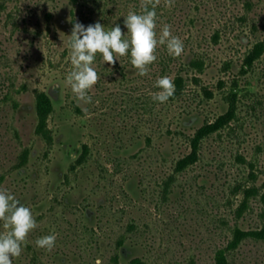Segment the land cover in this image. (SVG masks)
<instances>
[{"label": "rangeland", "instance_id": "rangeland-1", "mask_svg": "<svg viewBox=\"0 0 264 264\" xmlns=\"http://www.w3.org/2000/svg\"><path fill=\"white\" fill-rule=\"evenodd\" d=\"M136 2L0 0V189L37 224L12 264H217L236 227L264 229V50L253 57L264 40V0H160L157 37L171 25L183 53L164 68L167 48L158 45L145 76L130 51L114 65L97 53L100 79L87 92L91 103L78 105L66 83L74 23L119 24L126 33L124 17L141 11ZM194 59L203 69L188 64ZM178 73L183 93L153 100L157 78L174 83ZM40 90L54 101L52 146L36 131ZM229 98L234 118L177 171L197 128L227 112ZM52 234L50 251L36 246ZM228 258L264 264V236L244 238Z\"/></svg>", "mask_w": 264, "mask_h": 264}, {"label": "clouds", "instance_id": "clouds-1", "mask_svg": "<svg viewBox=\"0 0 264 264\" xmlns=\"http://www.w3.org/2000/svg\"><path fill=\"white\" fill-rule=\"evenodd\" d=\"M159 3L160 0H141V11L130 10L124 17L126 33L119 24L105 30V26L99 22L87 26L74 23L67 45L73 68L66 77V83L75 94L78 105L91 103L87 92L100 79L92 66L97 53L102 54L104 62L114 65L116 56H125L130 51L131 64L140 76L147 75L148 66L157 59L155 52L158 45H166L169 55L175 57L183 53V42L172 35L171 25L164 24L157 37L155 9ZM165 5L170 7L172 0H165ZM155 86L161 91L153 93L152 98L160 103L166 102L174 94L175 85L168 76L157 78ZM82 111L86 109L82 108ZM0 221L5 229L0 232V264H12V257L21 255L22 243L37 224L31 210L3 189H0ZM55 241L56 235L52 234L38 238L35 243L37 247L50 251Z\"/></svg>", "mask_w": 264, "mask_h": 264}, {"label": "trees", "instance_id": "trees-1", "mask_svg": "<svg viewBox=\"0 0 264 264\" xmlns=\"http://www.w3.org/2000/svg\"><path fill=\"white\" fill-rule=\"evenodd\" d=\"M74 2L78 3L80 0H73ZM110 0H85L86 5L89 6L90 2L91 5H98L102 8V6L108 5ZM136 3L141 2V0H136ZM141 4V3H140ZM141 6V5H140ZM94 8L93 6H91ZM158 7H162V5H159L156 7L155 11L157 13V10H159ZM136 11H139L141 7H137ZM149 9L151 10V6L149 5ZM159 14V13H157ZM108 25L110 23H107ZM264 50V40L259 41L256 44V51L253 55V57H258L261 52ZM159 60L160 64L162 67L167 68L169 67V64L172 60H174L175 56L169 55L168 51L167 52H160L159 53ZM248 61L251 63L252 62V56L248 57ZM188 64L197 66L201 69H203L204 62L202 60L194 59L191 63L189 62ZM184 77L181 73H178L174 79V85H175V90L174 94L169 97L171 99L176 98L180 96L183 91H184ZM208 92V91H207ZM211 93V92H210ZM229 103L230 107L227 112L220 114L215 120L213 121H208L201 125L199 128H197L195 134L191 137V151L180 158L178 160L176 170L180 171L188 167L190 164L195 163L199 159L200 155V148H201V140L208 134L219 130L220 128L226 126L227 124L230 123V121L234 118L235 116V102L232 98H229ZM79 108V107H77ZM54 109V102L50 94L45 91V90H40L37 93L36 96V110H37V116H38V123L36 126V131L37 133L41 134L44 139L46 140L47 144L49 146H52L54 143V132L53 129L49 125V117ZM80 109V108H79ZM89 152V147L87 145H84V151L82 152V157L77 160V163L83 162L87 154ZM73 168H75V164L72 165ZM264 236V229L262 230H255V229H243L240 227H236L234 231V237L230 241V243L225 247V248H220L217 251L216 254V261L217 264H229V258L228 254L229 251L232 249H235L240 242L246 238V237H263ZM138 263L136 264H143V262H140L139 259L136 260Z\"/></svg>", "mask_w": 264, "mask_h": 264}, {"label": "flooded vegetation", "instance_id": "flooded-vegetation-1", "mask_svg": "<svg viewBox=\"0 0 264 264\" xmlns=\"http://www.w3.org/2000/svg\"><path fill=\"white\" fill-rule=\"evenodd\" d=\"M49 94H50V96L52 97V95H51V93L50 92H48ZM53 99V98H52ZM54 102V101H53ZM37 111V110H36ZM38 117V116H37ZM54 132V131H53ZM39 134V133H38ZM39 135H41V134H39ZM42 136V135H41ZM43 137V136H42ZM44 138V137H43ZM55 138V137H54ZM46 141V140H45Z\"/></svg>", "mask_w": 264, "mask_h": 264}]
</instances>
